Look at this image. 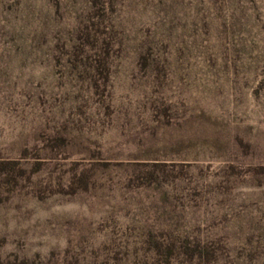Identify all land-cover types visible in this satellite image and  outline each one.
Listing matches in <instances>:
<instances>
[{
    "label": "rangeland",
    "instance_id": "1",
    "mask_svg": "<svg viewBox=\"0 0 264 264\" xmlns=\"http://www.w3.org/2000/svg\"><path fill=\"white\" fill-rule=\"evenodd\" d=\"M0 264H264V0H0Z\"/></svg>",
    "mask_w": 264,
    "mask_h": 264
}]
</instances>
